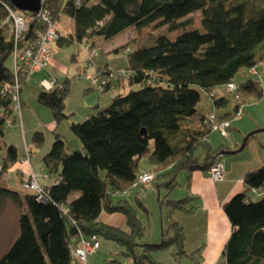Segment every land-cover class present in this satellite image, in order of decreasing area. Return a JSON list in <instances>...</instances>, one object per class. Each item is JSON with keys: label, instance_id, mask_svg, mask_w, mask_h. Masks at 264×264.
<instances>
[{"label": "trees", "instance_id": "obj_1", "mask_svg": "<svg viewBox=\"0 0 264 264\" xmlns=\"http://www.w3.org/2000/svg\"><path fill=\"white\" fill-rule=\"evenodd\" d=\"M43 4L57 29L63 18L71 24V31L65 35L58 29L59 38L53 44L90 42L88 49H95L96 55L98 39L110 40L128 28L139 31L154 25L165 29L147 45L130 48L128 42L112 50L125 53L127 65L110 68L131 71L128 79L114 82L126 91L113 96L107 107L83 121L70 123L69 129L79 141L78 149L67 151L62 135L53 131L50 150L41 159L42 177L53 179L47 185L40 183L44 202L32 189L5 185L7 164L17 158L15 148L7 146L0 165V212L6 203L17 208L25 205L27 212H19L18 234L0 256V264H80L74 262L72 250L91 235H96L98 242L102 237L122 247L107 264H124V258H131L132 264H164L151 254L162 249H170L173 259L190 257L198 264V258L186 252L183 227L173 218L175 211L192 213L196 208V203H191L194 197L159 201L166 209L162 238L139 244L145 226L124 196L142 173H138L141 159H146L155 172L156 185L171 190L178 184L180 171L206 172L217 151H228L223 145L213 151L209 148L205 139L212 133L211 122L205 116L198 126L187 120L196 114L201 92L212 99L218 120L232 119L249 97L261 98L257 80L238 85L235 77L264 60V0H82L79 5L75 0H44ZM6 5L16 9L7 0H0V138L20 120L10 94L2 92L4 86L15 83L14 35L7 24L2 25ZM196 12L201 15L200 29H186L192 24L188 16ZM43 27L41 22L32 23L26 36ZM172 32L179 33L171 38ZM53 55L54 50L48 63ZM10 56L12 67L6 63ZM104 67L109 66L96 69ZM30 74H16L20 109V93ZM229 82L237 84L239 93L231 112L225 111L228 98L215 91L225 89ZM67 89V81H56L53 88H42L36 96L38 104L51 111L55 126L68 117L64 113ZM213 91L216 95L211 96ZM33 143L37 147L43 144L40 132L33 134ZM199 147L206 149L202 162L196 156ZM243 184L248 191L264 187V166L246 172ZM74 192L78 195L71 198ZM259 197L253 201L245 193H237L223 203L231 232L220 264H264V195ZM102 212L121 214L126 228L102 222Z\"/></svg>", "mask_w": 264, "mask_h": 264}, {"label": "rangeland", "instance_id": "obj_2", "mask_svg": "<svg viewBox=\"0 0 264 264\" xmlns=\"http://www.w3.org/2000/svg\"><path fill=\"white\" fill-rule=\"evenodd\" d=\"M191 19L192 24L188 26L186 29H200V12L193 13L188 16ZM58 29L65 35L66 33L71 31V24L69 19L63 18L59 24H57ZM165 27H154V25H149L147 27L142 28L137 31L135 29L128 28L123 32L119 33L117 36L110 40H97V55L89 57L87 53L88 46L90 42L79 44L77 42L71 43L69 45L58 46L53 44L54 55L51 62H54L53 69L58 73L56 76L59 84L67 81L68 89L67 94L64 100V113L68 115L66 119L60 121L59 124L56 125V133H60L65 142V148L67 151H73L79 148V141L75 137V135L70 131L69 125L70 123H78L83 121L82 118L84 114L91 115L97 112L99 109H103L107 107L111 103L112 97L119 93V87L116 83L111 87V89L107 93H100L95 90L94 85L90 80L85 77H80L83 72H89L93 74L97 67H102L108 64L109 67H125L127 65V59L124 52H113V48H116L122 44H127L130 48L147 45L153 41L155 36L164 31ZM179 32L169 33L171 38L175 37ZM126 45V46H127ZM7 65L12 67V57L10 56L7 61ZM48 63V65L50 64ZM48 67V66H47ZM47 67L31 73L27 82L23 86L21 90V99L25 103V107L20 109V114H25V120L23 121V128H21L20 120L18 121V134L22 137V131L26 133L27 143L32 144L31 150L33 153L37 151V149H41L35 146L33 143V134L35 132H40L43 137V145L46 144V138L49 134H52V130L46 128L50 123L54 124L53 115L51 111L46 107H39L37 102V87L38 82L41 85V81L45 80L43 77V73L47 71L48 75H51L47 70ZM41 75H40V73ZM48 77V76H47ZM41 80L39 81V79ZM50 79L46 78V80ZM253 79L252 75H250L247 70L240 71L236 77L235 82L239 85L241 82L246 80ZM138 86H133V89H137ZM262 88V87H261ZM126 91V90H125ZM219 96L223 95L228 98V104L225 108V111L231 112L234 106V97L233 94L227 91L224 88H220ZM20 105V101H19ZM35 106L41 108L44 113L37 112L38 116H35L34 109ZM90 106V108H86ZM98 108H97V107ZM244 113L243 119L241 122H238L234 125L235 130L232 131L235 134L234 138L231 139L230 142H222L223 140L219 137H216V141L223 144L226 148L229 147L228 152H234L240 149V147L245 142L242 149L234 154H225L224 158H240L246 160H254L259 161L262 156H264V130L262 128H257L255 123H260L264 120V88L262 89V96L260 99H255L253 97H249L244 103ZM251 107V110H250ZM212 110V99L205 92H201L200 100L197 105V113L201 115H206ZM29 111V113H28ZM214 111V110H213ZM31 113V114H30ZM37 117L42 121L43 127L41 129L35 130L34 127H37ZM81 117V118H80ZM81 119V120H79ZM260 129V130H257ZM26 131V132H25ZM213 136H216L218 133H211ZM53 135V134H52ZM1 146L3 147V140L0 138ZM237 141V142H236ZM237 143V146L236 144ZM52 144V143H51ZM5 150V149H4ZM27 158H24V161L27 162L28 166L31 168V151L29 150ZM206 154L205 147H199L196 151V156L200 162L203 161ZM38 161V160H37ZM40 166V165H39ZM39 166H36L38 169ZM138 173L140 174L143 171H151L154 175L155 172L152 170V167L147 162L146 159H141L138 165ZM29 172L33 173L37 178V182L40 184V177L37 176L35 172L30 170ZM195 172H199L201 175L206 177L207 175L205 171L201 169H195L191 172H187L186 170H182L179 172L177 176V186L172 188L171 190L166 189L163 186L158 187L156 182L153 179L143 185L139 184L137 187H133L129 189L127 197L125 199L132 205L135 206L137 216L141 221V224L145 226V233L142 239L139 241V244L144 243H152L157 239L159 242L161 237V222L166 223V209L164 206L160 207L159 201H163L164 199L171 200H179L187 197H192L193 192H189L190 186H192L191 181ZM138 174V175H139ZM27 174L22 176L20 181V188H25L23 185V180ZM44 178V177H43ZM46 178V177H45ZM53 182V179H49L45 181V184H50ZM44 183V181L42 182ZM202 185V183H200ZM201 187V186H200ZM78 195L77 192H74L71 195L72 197H76ZM248 195L252 198L260 197L258 195H252V193L248 192ZM139 199L146 209L143 210L137 205V200ZM159 199V200H158ZM191 203H196L195 199ZM12 203H6L0 212V256L6 251L5 242L6 239L11 235V229L13 226V217L15 210L19 212H27V208L24 205L22 208L14 209L13 207H9ZM11 206V205H10ZM191 218V215L188 216ZM191 223V222H190ZM194 235L193 239L189 238L187 242H185V250L186 252L193 254L194 257L198 258V264H205L207 257L202 255L204 248L202 247V238ZM100 248L93 255H91V259L89 258L88 264H107L108 260L117 257L118 253L122 250V247L116 244L111 240L104 239L99 237ZM198 250L199 252H196ZM138 251V250H137ZM222 248L219 250V256L217 259V264L222 263L221 256ZM139 252V251H138ZM137 253V252H136ZM152 256L160 257L163 261L166 258L170 261L171 264H195V260L188 257H181L180 259H170V249H162L158 251H153ZM124 264H132L131 258H124Z\"/></svg>", "mask_w": 264, "mask_h": 264}, {"label": "crops", "instance_id": "obj_3", "mask_svg": "<svg viewBox=\"0 0 264 264\" xmlns=\"http://www.w3.org/2000/svg\"><path fill=\"white\" fill-rule=\"evenodd\" d=\"M53 65H54V62H51L47 67V70L50 72L51 75H48L49 73L45 71L43 73V77L41 78L46 79L49 77L50 78L53 77L56 79L57 84H59L58 79L56 77L58 76L57 75L58 73H56V70L53 69ZM41 78L39 79V81L41 80ZM37 85H38L37 87L38 89L36 92L38 93L39 91L42 90V86L40 85L39 82ZM260 85L263 89L264 88V71L261 74ZM117 86L119 87L118 88L119 93L125 92L126 90L125 87L123 88L119 84H117ZM109 90H107L105 93H107ZM218 90H220V88H217L215 91L217 92L219 96ZM24 104L25 103L23 102V107H25ZM39 107H42V106L39 104ZM86 108L88 109L90 108V106ZM244 109L245 108L243 106V113H244ZM250 110H251V107H250ZM211 111H213V106H212ZM25 112L27 113V111ZM37 112L44 113L43 110H41V108H38V106H35V109H34V114H36L35 116H38ZM243 113H242L241 118L231 119V126L229 128V134L227 137L223 138L219 134H217L216 136H213V134H210L208 145L212 151L216 150L218 147L223 145L221 144L222 142H230L232 138H234L235 140V134H233L232 131L235 130L234 125L242 121ZM25 114L23 113L20 114L21 128H23V121L25 120V116H24ZM87 116L89 115L84 114L82 118L85 119ZM204 116L205 115H201L196 112L195 115H193L187 120L188 121L187 123L192 126H198ZM42 124H43L42 121L38 119L37 124H36L37 127H34L35 130L41 129L43 127ZM255 124L257 128H262L261 130H264V120L261 121L259 124L258 123H255ZM17 127H18V123H14L13 125H11L6 130L5 134L1 138L3 140V147L0 151V165L4 162L6 158L7 146L12 145L15 148L16 154H17L16 160L13 163L7 164L6 171L3 174V181L7 187L19 190L20 181L22 179V176H24L25 174H28L29 171L32 170L33 172L37 174V176L40 177L39 179L40 183L43 185H46L45 181H48L50 178L45 179L42 177L41 159L50 150L51 143L53 142V138H54L53 131L56 130V126L53 123H50L48 126H45L46 128H49L52 130L53 135L49 134L46 138V144L45 145L42 144L41 149H37L35 153H33L31 150L32 144L30 145L27 143L26 133L22 131L21 132L22 137H21L18 134ZM257 130H260V129H257ZM216 137L221 138L223 141L221 143H219L220 140L217 142ZM234 144H236L237 146V143H234ZM25 148H28L31 151V157H30L31 165H32L31 168L28 166L27 162L23 160ZM227 149H230V148L227 147ZM237 152H239V150L234 151V153H237ZM217 153H222V152L217 151ZM221 160L224 164V176L219 181H213L210 178H208V176L204 177L199 172L194 173L192 181H191L192 186H190L189 188V192H193L192 197H194L196 201V208L194 209V211L188 214L183 213L181 211H175L173 214V218L176 219L183 227V230L185 233V242H187L189 238L193 239L192 237H194V235L197 238V236L201 234L200 238H202L201 240L202 247L204 248L203 250H205L202 252V255L204 257H207L208 259L206 260L205 264H217L219 250L221 248L223 249V246L225 242L227 241L229 234L231 232L230 223L222 210L223 203L226 202L231 196L237 193H245L247 197L250 198L251 200L253 201L258 200V198L254 199L250 197V195H248V192L250 191L246 189V187L243 184L242 179H243V175L246 172L253 171V170H256L264 166V156H262L260 160L257 162L254 160H246V159H240V158H224L223 155L221 157ZM36 166H39L38 169H36ZM43 181L44 183H42ZM200 183H202V185H200ZM252 195H255V194L252 193ZM10 205L9 207L11 208L13 207L14 209H16V207L13 204H10ZM189 215H191V218H188ZM18 216H19V211L15 210L14 217H13V226H12V229L10 230L12 233L6 239V242H5L6 248H8L11 245V243L13 242V240L16 238L18 234ZM99 219L104 223L111 224V225H114L116 227H120L123 229L126 228L125 218L119 213L108 214V213L102 212L100 214ZM160 227H161V237L159 240H161L162 238V228H163L162 223ZM154 241L158 242L157 239H155ZM90 257L91 256H89V258ZM171 257L172 256L170 255V259ZM89 258L87 257L86 264H88ZM153 258L164 264H171L170 263L171 260L170 261L168 260L169 258L168 259L166 258V260L164 261L160 259V257L158 258L155 255H153Z\"/></svg>", "mask_w": 264, "mask_h": 264}, {"label": "built area", "instance_id": "obj_4", "mask_svg": "<svg viewBox=\"0 0 264 264\" xmlns=\"http://www.w3.org/2000/svg\"><path fill=\"white\" fill-rule=\"evenodd\" d=\"M79 5L82 0H75ZM44 0H41V7L38 12H25L19 11L17 9L5 6L7 10V16L2 21L3 24L11 29L14 37V73H15V83L13 85L4 86L2 92L9 93L11 99L14 103V108L20 114V97H19V83L16 79V74L18 72H26L30 74L34 71H39L44 68L52 57L53 49L52 44L59 38V32L53 23L50 16L49 10L43 4ZM34 22H41L43 24V29L34 30L31 36L26 34L30 32L31 24ZM89 57L95 56V49H88L87 51ZM264 71V60H260L248 69V73L252 75L253 79L260 83L261 74ZM131 71L128 69H113L110 67H104L101 69H96L93 74L89 72H83L80 77H85L90 80L94 85L95 90L103 93L105 88L117 81L126 80L129 78ZM56 84L54 78L48 80H42L41 86L45 90H50ZM225 89L233 94L235 100L239 99L238 87L234 82H229L225 85ZM212 95H216L213 91ZM243 113V107L240 106L232 116V119L241 118ZM205 120L211 122V131L218 133L221 137L225 138L229 134V128L231 126V119L218 120L214 111L209 112L205 115ZM10 124V122H7ZM209 141L208 138L205 139ZM28 148H25L24 158L30 154L28 153ZM222 154L217 153L215 155V161L207 168L206 174L208 178L213 181H219L224 176V164L221 160ZM36 176L29 172L25 179L23 180V185L27 189H32L37 193V198L39 201L44 202L46 200L43 194V188L37 182ZM154 178V174L151 171L142 172L136 182L133 183V187L139 184H145ZM243 181V179H242ZM250 192L258 195H264V187L262 188H252ZM99 246L98 238L96 235H91L88 238L81 239L80 244L72 250V258L74 262H79L80 264H85V259L87 255H92L95 253Z\"/></svg>", "mask_w": 264, "mask_h": 264}, {"label": "water", "instance_id": "obj_5", "mask_svg": "<svg viewBox=\"0 0 264 264\" xmlns=\"http://www.w3.org/2000/svg\"><path fill=\"white\" fill-rule=\"evenodd\" d=\"M12 6L20 11L25 12H38L41 7V0H7ZM145 131L142 130V133ZM243 145L240 147L239 151L242 149ZM234 152H222V155L233 154Z\"/></svg>", "mask_w": 264, "mask_h": 264}]
</instances>
